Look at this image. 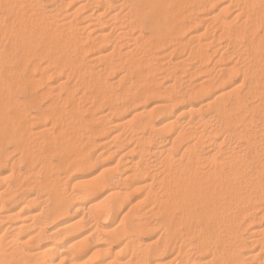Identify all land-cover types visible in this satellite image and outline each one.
Wrapping results in <instances>:
<instances>
[{"label": "bare ground", "instance_id": "6f19581e", "mask_svg": "<svg viewBox=\"0 0 264 264\" xmlns=\"http://www.w3.org/2000/svg\"><path fill=\"white\" fill-rule=\"evenodd\" d=\"M33 1L36 0H0L1 16L25 2L30 6L26 7L29 11L23 10L22 17L12 21L5 22L0 17V41L10 44L6 53L0 51V67L3 66L6 74L2 70L6 77L0 76V150L4 149L0 152V168L8 161L5 160L9 156L6 145L13 144L14 151L19 153L18 158L10 160L11 165L8 163L11 176L8 172L4 175L15 176V180L2 185L3 179L0 183V264H93L98 258L102 259L100 264H151L150 254L161 257L168 250L173 258L171 256L169 261L158 258L154 264H264V90H261L264 87V0H234L233 4L230 0L221 7L219 13H226L222 17L210 15L215 2L222 0H51L48 8L40 7V3L39 7L31 5ZM80 11L84 12V17L73 23L72 18ZM106 13L108 15L103 17ZM228 16H232L231 20ZM215 19L220 20L215 28L221 29V32L217 30L221 36L225 35L217 39L228 38L225 44H231L228 47L232 50H228L227 45L225 49L230 55L238 54L236 62L246 67L242 68L243 73L240 68L235 70V64L233 67L225 64L224 68L219 67L221 70L217 68L218 73L213 70L218 74L213 76V72V77L207 75L195 82L190 77L185 81L186 77L182 88L176 85V90L181 88L179 91L169 82L162 88L155 86L158 78L155 80L149 75L154 76L157 69L162 68L167 74L175 71V80L182 79L176 74L177 70L189 76L204 72L202 69L209 59L205 49L213 48L215 40L217 43L215 34L212 32V36L209 32L212 23L207 22ZM236 20H241V24L237 21L240 24L237 25ZM202 24L204 34L197 28ZM138 26L146 28L149 35L144 37L139 32L135 36L132 28ZM188 28L193 29V33L185 37L183 31ZM201 33L206 37L204 41ZM0 50H3L1 44ZM214 50L213 54H218ZM220 52L216 59L225 61L228 53ZM172 55L175 60H168L169 63L166 58ZM11 60L20 66L10 69L7 62ZM190 60L192 62L188 63ZM98 63L104 65L97 72L93 68ZM65 68H68L67 73H64ZM235 71H240L243 80L248 82L247 93H242L245 95L235 92L236 86V89L234 86L224 89L225 85L232 84L230 79ZM86 72L101 78H97L103 81L101 86L109 83L110 73L118 75L113 79L118 84L123 78L125 81L129 75L133 76L128 85L125 81L127 86H123L122 94L132 97L130 105L137 103L138 111L130 119L124 118L128 105L124 101L125 106H120L117 98L107 102L110 104L107 113L100 114V104L105 103V99L93 101L88 95L96 93L89 94L87 89L85 98L92 102L89 100L91 103L84 108L77 105L80 99L77 96H81L86 87L83 81L92 77L87 74L89 77L85 79ZM73 75L84 78L80 80L84 88L78 78L75 81V85L78 80L79 88L83 89L77 96L74 94L75 89H79L77 86L72 83L74 90L66 86V83L71 84L67 77ZM95 80L87 82L97 83L101 90L98 85L101 83H93ZM108 85L107 92L111 95L110 85L113 84ZM114 86L117 85H113V89ZM61 87L67 96L60 93V98H78L77 104L71 102L70 105V101H66L72 106L66 107L68 110L64 108L67 103L62 107L64 101L59 106L57 99H60H55ZM101 88L104 91L106 87ZM14 92L21 93L22 99ZM247 95L256 98L249 106ZM46 97L53 100L43 108L39 102ZM149 98L158 101L147 107L145 103ZM114 102L118 105L113 106ZM97 108L100 109L97 111ZM32 109L35 114L30 112ZM203 110L209 111L205 117ZM246 110L256 117L248 119ZM156 115L162 116L160 123L154 122ZM111 117L118 121H111ZM113 126L120 128L112 136L114 141L120 137L121 140L135 137L132 139L134 148L130 145L118 156L130 151L134 155L136 150L138 160L127 157L117 163L120 159L117 158L112 169L91 175L89 169L99 160L95 156L103 151L99 150L94 153L95 158L92 157L93 138ZM161 133L171 135L161 140ZM98 141L99 146L108 143ZM152 141L156 142V147L150 152L146 145ZM111 142L109 146L114 145H110ZM117 145L119 143L116 148L113 146L114 154L118 147L123 148V144ZM103 149L107 151L108 146ZM148 152L153 154L150 162L145 159ZM17 162L24 163L25 169L16 167ZM71 170L80 173L73 179L72 189L67 180L68 185L62 182L68 178L59 179L56 173ZM108 170H113L115 175L116 171L121 173L113 176L106 173ZM40 173L43 178L39 177ZM75 186L80 189L75 190ZM143 187L148 188L141 202H150L151 207L136 210V205L141 203L139 199L140 203L126 206L128 210L121 215L127 195L136 189L140 192L139 188ZM29 190L36 192L24 195ZM39 194H45L44 199ZM6 200L15 201L13 208L6 207ZM150 212L159 217L157 222L163 227V235L143 243L142 236L156 227L148 222H151ZM93 217L94 220H90ZM87 218L89 222L84 228L82 221H88ZM102 219L116 220V224L104 227L99 222ZM114 247L117 249L111 255Z\"/></svg>", "mask_w": 264, "mask_h": 264}, {"label": "rangeland", "instance_id": "374dc122", "mask_svg": "<svg viewBox=\"0 0 264 264\" xmlns=\"http://www.w3.org/2000/svg\"><path fill=\"white\" fill-rule=\"evenodd\" d=\"M26 1H28V0H26ZM225 1H226V0H222L221 2L219 1V3H218V1L215 2V6H213L212 10L210 11V15H211V16H214V15H215V16H220V15H221V17H222L224 14H226V13H223V15H222L221 13H219V12L221 11V7H222V5H223V4H229V1H230V0H227L226 2H225ZM42 2H43V4H42ZM47 2H49V3L46 5ZM50 2H52V1H51V0H40V1H39V0H36V1L30 2V4H31V5H32V4H36V5H38V7H39V3H40V7H43V6H44L43 8H46V7L48 8V7L51 5ZM227 2H228V3H227ZM232 2H235V1H234V0L230 1V3H232ZM25 3H26V6H25ZM25 3L23 4V5L25 6V8H24L23 5H20V7H19V6H18V7H14V8L12 9V11L10 12L11 14H10V13H9V14H8V13H7V14H4V13L2 14V13H1L2 16L0 15V17H2V20L5 21V22H7V21H8V22H9V21H12L14 18L17 19V18L22 17V15H23L22 12H24L25 10H28V11L30 10V9H27L28 7L30 8V6L27 5V2H25ZM28 3H29V2H28ZM216 3H217L218 5H216ZM44 4H45V5H44ZM232 4H233V3H232ZM36 5H35V7H37ZM48 5H49V6H48ZM220 5H221V6H220ZM72 6H73V5H71L70 7H72ZM26 7H27V8H26ZM70 7H69V8H70ZM124 7H125V8H124ZM22 8H24V9H22ZM36 9H37V8H36ZM123 9L126 10V6H123ZM23 10H24V11H23ZM20 11H21V12H20ZM84 11H85V10H84ZM215 12H216V14H215ZM83 14H84V12H83ZM83 14H82V11H80V13L77 14L75 17L72 16V17H73L72 19H73V20L75 19V21H76V22L74 21L73 23H77V22L81 19V18H79V17H82V18H83V17H84ZM212 14H213V15H212ZM219 14H220V15H219ZM78 15H81V16H78ZM107 15H108V13L104 14L103 17H106ZM229 18H230V16H228V19H229ZM231 18H232V16H231ZM231 18H230L229 20H231ZM70 19H71V18H70ZM72 19H71V20H72ZM78 19H79V20H78ZM104 19H105V18H104ZM73 20H72V21H73ZM81 20H82V19H81ZM215 20H216V19H215ZM215 20H210V21H213V22H209V21H208L207 23H212V24H209V25H212V26H209V29H210L209 32H210V35L212 34V36H213V33H214V34H215V39H217L218 36H221V33H220V32H221V29H220V28L217 29V28H218L217 26L219 25V22H218V21H220V20H218V21L216 20L218 23H215V22H216ZM83 21H86V20H83ZM237 21H238L240 24H241V22H242L241 20H236L235 22L237 23V25H240V24H238ZM240 21H241V22H240ZM79 22H80V21H79ZM235 22H234V23H235ZM213 23H214V24H213ZM203 25H204V24H202V27H203V28H202V27H199V26L197 27L199 32L201 31V32L203 33V31H204V27H205V25H204V26H203ZM215 25H217V26H216L217 28H215ZM235 26H236V25H235ZM235 26H233V27H235ZM138 29H139L140 31H139ZM199 29H200V30H199ZM201 29H202V30H201ZM132 30H134L133 34H135V36H137V33H139V32H140L139 34L142 33V36H144V37H146V35H147V36L149 35V31L146 30V28H144V27H142V26H138V28H137V27H133ZM187 30H191V31H187ZM214 30H216V31H214ZM217 30H219L220 32L217 31ZM183 32H184L183 34H185L184 36L187 37L188 35H190V34L193 33V29L188 28V29H186V32H187V33L185 32V30H184ZM212 32H213V33H212ZM218 32H219V34H218ZM80 33H81V32H80ZM82 33H87V32H83V31H82ZM202 33H201L200 36H202V35L204 34V33H203V34H202ZM139 34H138V35H139ZM198 34H199V33H198ZM222 36L224 37L225 35H222ZM222 36H221V37H222ZM221 37H220L219 39H217V43H215L216 40H215L214 43H212V44H214V45H213V46H214L213 48L215 49V46H220L219 48H222V49L217 48V49H215V50L218 51V54H219L220 51L227 52L228 55H227V53H223V54H226L228 57H227L226 55H224V56H226L227 58L230 57V58H229L230 60L227 59L226 57H224V58H225V61L223 60V61H224V64H222V63H223L222 60H217V59H218L217 57H218L219 55L216 54V53H214L215 55L213 54L212 51H213L214 49L211 48L212 46H210V47H206L205 51H207V52L209 53V56H208L209 59L206 60V61H207V62H206V66H204V68L202 69V70H204L205 74L207 73L206 75L204 74L203 71H201V72H199L200 75H198V73H197V74H195L196 76H189V74H188L187 72H185V71H183V70H181V72H180L179 70H177L178 72L176 71V74L179 76V78H182V79H179V80L176 79V80H177V81H176L175 78H174V75H173V74H175V71H174L172 74H171V73L167 74V73H166L164 70H162V68H161V70H158V69H157L156 71L154 70L153 73H154V76H155V77L153 76L152 73L149 75L150 78L153 77V79L155 78V80H156V78H158V79L155 81L156 84H158V85H155V86H159V85H160V88H162V87H164V85H166V84L169 82V84H175V86L173 85V86H174L173 89L175 88V91H179V90L182 88V86L184 85V84H183V81L186 79V77H187V79H186L185 81H189L188 78L190 77V80H192L193 82H195V81H197V80H201L202 78L206 77L207 75H211V74L213 75V72H214V71L218 73V72H219L218 69L221 70L222 67H223L225 64H226L225 66H231V65H232V67H233V65L235 64V65H234L235 68L237 67V69H235V70L237 71V70L240 68V69H241V72L243 73L242 68H244V67H243L244 65H243V64H239L238 62H236V61L238 60V54H237V55L235 54V56L232 55V54L230 55V54H229L230 51H228V50H229V49L232 50V48H230V47H231V44H230V45L228 44V45L230 46V47H228V45L225 44V43H228V42H229L228 38L225 37L224 39H222ZM200 38H201V40H203V41H204V39H206L205 35L202 36V37H200ZM200 38H199V39H200ZM226 38H227V39H226ZM220 39H221V40H220ZM225 39H226V40H225ZM141 41H142V40H141ZM141 41H139L138 43H142ZM225 41H226V42H225ZM227 41H228V42H227ZM4 42H5V43H4ZM3 43H4V44H3ZM219 43H220L221 45H218ZM0 44H1V47L3 48V50H0V51H2V53L5 51L4 53H6V51H7L6 48H8V50H9V48H10L9 45H10V44L8 45V42H6V41H2V42L0 41ZM138 45H140V44H138ZM138 45H137V46H138ZM142 45H143V44H142ZM226 45H227V47H228V50L225 49V48H227ZM140 46H141V45H140ZM140 46H139V47H140ZM221 46H223V47H221ZM232 46H233V45H232ZM215 50H214V51H215ZM225 50H226V51H225ZM221 53H222V52H220V55H221ZM210 54H211V55H210ZM212 54H213L214 56H213ZM73 56H74V54H73ZM73 56H72V57H73ZM75 56H76V55H75ZM173 56H174V57H173ZM211 56H212V57H211ZM231 56H232V58H231ZM219 57H220V56H219ZM236 57H237V58H236ZM74 58H75V57H74ZM74 58H73V59H74ZM210 58H211V60H210ZM216 58H217V59H216ZM75 59H76V58H75ZM75 59H74V60H75ZM77 59H78V58H77ZM215 59H216V60H215ZM226 59H227V60H226ZM74 60H73V61H74ZM168 60H170L171 62H173V60H175V55L167 56L166 61H168ZM208 60H209V61H208ZM170 61H168V62L170 63ZM212 61H213V64H214V65L212 64ZM217 61H219V62H217ZM221 61H222V62H221ZM226 61H228V62H226ZM233 61H235V62H233ZM75 62H76V60H75ZM191 62H192V61L190 60L188 63H191ZM215 62H216L217 64H216ZM162 63H163V62H162ZM218 63H219V64H218ZM211 64H212V65H211ZM103 65H104L103 63H98L97 65H95L96 68L94 67L93 69H94L95 71L98 72L101 68H103V67H102ZM241 65H243V66H241ZM249 65H250V64H249ZM7 66H10V67H9L10 69H14V70H15V69L18 68L17 66H20V63H18L17 61L11 60V61L7 62ZM157 66H158V65H155L156 68L159 67V66H158V67H157ZM160 66H161V65H160ZM162 66H163V65H162ZM162 66H161V67H162ZM100 67H101V68H100ZM163 67H164V66H163ZM205 67H206L207 69H209V72H208L207 69H205ZM209 67H210V68H209ZM219 67H220L221 69H220ZM99 68H100V69H99ZM217 68H218V69H217ZM223 68H224V67H223ZM245 68H246V67H245ZM245 68H244V70H245ZM67 69H68V68H65L66 72H65V70H64V73H67V71H68ZM96 69H98V70H96ZM210 69H211V70H210ZM216 69H217V70H216ZM240 69H239V70H240ZM2 70H3V66L1 65V67H0V72H1V73H2ZM206 70H207V71H206ZM213 70H214V71H213ZM159 71H160V72H159ZM236 71H235V72H236ZM3 72H4V70H3ZM163 72H164V73H163ZM202 72H203V74H204L205 76L202 75ZM210 72H211V73H210ZM215 72H214V75H213V76L218 75L217 73L215 74ZM241 72H240V71L236 72V73H235L236 75L233 73V75L231 76V79H230V82H231V81H233V82H231L232 84H227V86L225 85V88H224L225 90H226L227 88L230 90V88H231L232 86H234V88H235V86H236L238 89L235 88V89H236L235 92L240 93L239 95H245V94H242V93H247L246 91H248V90H247V89H248V88H247V86H248V82H247V80H246L245 78H244V80H243L244 75H243ZM1 73H0V76L2 75L1 77H3V78L6 77V76H3V75L5 74V72H4V74H3V73L1 74ZM84 73H85V72H84ZM84 73H82V74H84ZM157 73H158V74H157ZM179 73H181V74H179ZM184 73H186V74H184ZM87 74H88V75L91 74L92 77H91V76L89 77ZM108 74H109V73H108ZM110 74H111V76H112L113 73H110ZM110 74H109V76H110ZM156 74H157V75H156ZM164 74H165V75H164ZM166 74H167V75H166ZM170 74H171V75H170ZM237 74H238V75H237ZM5 75H6V74H5ZM104 75H105V74H104ZM104 75H101L102 78L106 76V75H105V76H104ZM161 75H162V76H161ZM181 75H182L184 78H183ZM184 75H185V76H184ZM212 75H211V76H212ZM36 76H37V75H36ZM83 76L85 77V79L87 78V76L90 78V79L88 78L87 81H89V80L92 81L93 79L95 80V78H96V80L93 81V83H94V82H95V83H96V82H98V83L103 82V81H98L97 78H99V77H97V76L95 77V75H94V77H95V78H94L92 73H87V72H86V75H83ZM83 76L81 75V77H83ZM111 76L108 77V75H107L105 78L108 77L107 80H109V81H108L109 83H110L111 81L113 82V83H110V84L117 85V86H114V89L112 88L113 85L111 86V85H110V84L104 79V80L106 81L105 83H108V84L110 85V93H112L111 95L108 94V93H109V92H107V91H108V87H107L108 84L106 85L105 83H104V84H105L106 86H105V85L101 86L102 83H101V84H98V85H100L101 87H106V88H104L106 91H105V90H104V91H101V90H102L101 87H100L101 90H99V87L97 86V83H96V84H92V83L90 84V83H89L90 81L87 82L86 80H85L86 82L83 81L84 83H86V85H85L86 87L84 86L85 89L83 90L82 88H79V87H81V86L83 87L84 83H83V85H81V84H82V83H81L82 81L80 82V80H81V79L83 80L84 78L79 79L78 76L76 77V76L73 75V76H71V77H67L68 82H69V83L71 82V84L66 83V86L69 85L68 87H70V86L72 85V83H73L72 86H74L75 83H76L75 81H76V79L78 78V79H79V84L81 83V84H80L81 86H79V84H78V80H77V84L75 85V86H77V87L79 88V89H77L78 92H77V90L75 89L76 87L73 88V87L71 86V87L73 88V90L75 89V91H74V94H75V95H76V94H77V95H80V92H81L82 90H83L82 93H85V90L87 89V90L90 92L89 94H92V93L94 94V93H96L95 95H99V96H97V97H93V96H95V95H93V94H92L93 96L88 95V92H87V90H86V95L83 94L84 97L82 96V93H81V96H77V95H76L77 97H80V99H78L77 97H75V96L73 95L72 88H70L71 90H69V91L72 92V93H70V94H72V95L75 97V98L73 97L74 100H75V102L72 101V100H73L72 96H71V97L68 96V98H63V99H62V98H60L61 95H62L63 97H64V95L67 96V93H66V92H65L66 94H64V92H62V91H65L63 88L66 87V86H64V87H61V90H60L61 92L59 91V94H57V96H58V95H59V96H58V97L56 96L55 99H57V98L60 99V100L57 99V102L59 103V106H60V103H63V102H61V101H64L63 105L61 104L62 107L64 106L65 103H67L66 101H70V103L72 102V103H74V104H77L78 101L76 102V100L78 99L79 102H78L77 105H80V104H81L82 107H83V106L86 107L87 105H89V104L92 102V99H90V98H93V101H95V100H97V99H103V100L105 99L106 102H105V103L102 102V103L100 104V105H101V106H100L101 109H100V108H97V109H96L97 111L100 109V111H98V112H99L100 114H103L104 112L107 113V111L110 109V107L108 106V105H110V104H108L107 102L112 101V100H113V101H116V99L118 98L119 100H117V101H119L118 104H119L120 106H121V105H124V104L128 105V108L126 107L127 110H126V108L124 109V112H126V113H124V114H125V115H124V118H127V119L129 118V119H130V117L133 116L132 114H133V113L135 114V112L138 111L139 106H138L137 103H135V104H131V105H130L131 100H132V97L129 95V96L131 97V99H130V97H128V96L126 95V97H128V99H126V97L124 96L125 94H124V93L122 94V89H124L123 86L126 87V86L128 85V83H129L128 81L130 80V78L132 77L131 79H134V77L129 75L128 80H125V81H127V85H126V82L124 81V78H123L122 81L119 82V84H118V83H117L118 81L114 82V81L116 80V77H117L118 75L115 76V74H114V76H112V77H111ZM127 76H128V75H127ZM163 76H164V77H163ZM180 76H181V77H180ZM201 76H202V77H201ZM213 76H212V77H213ZM73 77H75V79H74ZM162 77H163V78H162ZM169 77H170V78H169ZM194 77H195V78H194ZM3 78H1V79H3ZM69 78L71 79L70 81H69ZM72 78H73V79H72ZM91 78H93V79H91ZM168 78H169V79H168ZM192 78H193V79H192ZM99 79H101V78H99ZM113 79H115V80H113ZM125 79H127V77H125ZM148 79H149V78H148ZM173 79H174V80H173ZM67 80H66V82H67ZM102 80H103V79H102ZM151 80H152V79H151ZM158 80H159L160 82H159ZM165 80H166V81H165ZM167 80H168V81H167ZM182 80H183V81H182ZM72 81H73V82H72ZM157 81H158V82H157ZM172 81H174V82L176 81V82L174 83V82H172ZM242 81H243V83H242ZM244 81H245V85H244ZM0 82H2V80H0ZM171 82H172V83H171ZM179 82H180V83H179ZM246 82H247V84H246ZM150 83H151V82H150ZM153 83H154V82H152V84H153ZM177 83H179L180 85L177 84ZM181 83H182V84H181ZM226 83H228V82H226ZM240 83H241V84H240ZM124 84H125V85H124ZM154 84H155V83H154ZM91 85H93L92 88H91ZM94 85L97 86V88H98V90H97L98 93H99V91H101V92H103V93L105 92L106 95L108 94L107 97L104 96L105 94H102V95L104 96V98H103V96L101 95V92H100L99 94H97V91H95V89H94V88H95ZM109 85H108V86H109ZM167 85H168V84H167ZM176 85L179 86V87H181V88L179 89V87H178V90H176V89H177V86H176ZM181 85H182V86H181ZM242 85H243V86H242ZM87 86H89L90 90H89V88H87ZM84 87H83V88H84ZM117 87H118V88H117ZM122 87H123V88H122ZM42 88H44V87L42 86ZM42 88H41V87H40V88H37V91L40 92V90H42ZM66 88H67V87H66ZM66 88H65V89H66ZM97 88H96V89H97ZM115 88H116V89H115ZM232 88H233V87H232ZM262 88H263V89H261V90H264V87H262ZM92 89H94V90H92ZM112 89H113V90H112ZM228 89H227V90H228ZM15 90H16V89H15ZM15 90H14V91H15ZM80 90H81V91H80ZM111 90H112L113 92H112ZM118 90H120V91H118ZM37 91H36V92H37ZM123 91H124V90H123ZM57 92H58V91H57ZM75 92H76V93H75ZM117 92H118V93H117ZM120 92H121V93H120ZM17 93H18V92H16V93L14 92L13 94H15V96H16ZM60 93H61V95H60ZM62 93H63L64 95H63ZM78 93H79V94H78ZM263 93H264V91H263ZM121 94H122V97H120ZM233 94H234V95H235V94L237 95V93H233ZM233 94H232V95H233ZM87 95H88L90 98H85V96L88 97ZM100 95L102 96V98L100 97ZM112 95H115L114 98H112V97H113ZM116 95H117V96H116ZM18 96H20L21 98L18 97ZM62 96H61V97H62ZM66 96H65V97H66ZM111 96H112V97H111ZM123 96H124V97H123ZM250 96H251V97H250ZM253 96H254V95H247V100H248V102H247V100H246V102L248 103V104H247L248 106H249V103H252L253 101H255L256 98L253 99V98H254ZM17 97H18L19 99H22L23 95H22L21 93H18ZM82 97H83V98H82ZM119 97H120V98H119ZM232 97H234V96H232ZM249 97H250V98L253 97V98L250 99ZM49 98H50V99H48L47 97H46V99H44V98H43L42 100L40 99L41 101H40L39 103H40V104L42 103V105L46 104V106H47V104H48L47 102H49V101L51 102V101L53 100V99L51 100L52 97H49ZM53 98H54V97H53ZM69 98H71V99H69ZM81 98H82V99H81ZM248 98H249L250 100H249ZM64 99H65V100H64ZM85 99H87V103L85 102V101H86ZM149 99H150V98H149ZM149 99H148V101L145 103V104H147V107L152 106L156 101H158V99H156V98H154V99L151 98L150 100H149ZM89 100H90L91 102H90ZM103 100H102V101H103ZM59 101H60V102H59ZM120 101H123V102H120ZM124 101H125V103H124ZM128 101H129V102H128ZM250 101H252V102H250ZM50 102H49V103H50ZM83 102H84V103H83ZM88 102H89V103H88ZM127 102H128V103H127ZM70 103L68 102L67 104H65L66 106H64V108L67 107L68 109H70V108L72 107V106H70V105H72V103H71V104H70ZM103 103H104V104H103ZM106 103H107V104H106ZM114 103H115V102H114ZM123 103H124V104H123ZM40 104H39V105H40ZM68 104H70V105H68ZM84 104H85V105H84ZM102 104H103V105H102ZM111 104H112V102H111ZM116 104H117V103L113 104V106H116ZM118 104H117V105H118ZM139 104H140V103H139ZM245 104H246V103H245ZM42 105H41V106H42ZM136 105H137V107H136ZM68 106H70V107H68ZM104 106H105V107H104ZM111 106H112V105H111ZM124 106H125V105H124ZM130 106H131V108H130ZM42 107L44 108L45 105L42 106ZM84 107H83V108H84ZM103 107H104V108H103ZM108 107H109V108H108ZM67 108H66V109H67ZM107 108H108V109H107ZM68 109H67V110H68ZM93 110L95 111V109H93ZM175 110H176V109H175ZM246 111H247V110H246ZM30 112H31L32 114H35V112L33 111V109H32ZM88 112H89V111H88ZM208 112H209L208 110H207V111H206V110H203V111H202V116L205 117V116L207 115ZM243 112H244V111H243ZM248 112H249V111L245 112V115H246V116H249L248 119H249V118H255V117H256V115H255L253 112H252V113L255 115L254 117L252 116L251 111H250L251 114L248 113ZM246 113H247V114H246ZM85 116H88V113H86ZM250 116H251V117H250ZM157 117H158L157 115H156L155 117H153V120H154L155 123H160V121H162V119H161L162 116H159L158 118H157ZM114 118H116V117H113V118L111 117L110 120L113 121V122H114V121L117 122L118 119H117V118L114 119ZM159 119H160V121H159ZM116 120H117V121H116ZM158 121H159V122H158ZM116 130L119 131L120 128L118 127V128L116 129V127L113 126V128L111 127L110 130H106L107 133H106V132H105V133L102 132V134H98V135H96V138H93V144H92V146H91V147H92L91 149H93L94 146H95V148L93 149L94 151H92V153H91V155L93 154L92 157L95 156L94 153H95V154H96V152L99 153V150H101V149L103 150V151H102L103 153L101 152V153H99L98 155L95 156L96 158L99 157V160L97 159V161H96L97 163H95L94 166L92 165L93 167L91 166V168H90L89 171H88L89 174L93 175V174H96V173H100L103 169H109V168H111V167L113 168L118 162H120V161L126 159L127 157H128V159L131 158V159H133L134 161H135V159H136V161L138 160V155H137L138 153L136 152V150L133 151V153H135L134 155L132 154V151H130L132 155H130V152H128V154L126 153V154L123 155V156H118V154L120 155V153L123 154V150H124L125 148H127L128 146H129V148H130V147L132 146V144L135 143L134 141H132V139L135 140V137H134V138L131 137V139H130V137H129V139L124 138L123 140H121L122 137H120V138L115 139V141H114V140L112 139V136H114V135H113L114 132H115V134H116V132H118V131H116ZM110 131H111V132H110ZM165 132H168V131H165ZM147 133H148V131H147L145 134H147ZM111 134H112V135H111ZM162 134H163V135H162ZM169 135H171V134H169V133H161V134H159L161 140H162V139H166ZM98 136H99L100 138H98ZM123 136H125V135H123ZM161 136H162V137H161ZM163 136H164V137H163ZM94 137H95V136H94ZM110 137H111L112 140L110 139ZM125 137H126V136H125ZM127 138H128V137H127ZM108 139H110V141H108ZM98 140H99V141H98ZM101 140H102L103 142H104V141H105V142L108 141V143H107L108 145H107L106 143H105L104 145L101 144V143H100V142H102ZM118 140H119L120 142H118ZM127 140L130 141L131 143L128 142ZM96 141H98V142L101 144V145H100L101 147L98 145V143H97ZM111 141H112V142H111ZM121 141H122V143H121ZM95 142H96L97 144H96ZM103 142H102V143H103ZM110 142H111L110 145H113V144H114L113 146H115L116 143H117V144L119 143V145H117V147H118V146H121V145L123 144V145H122L123 148L121 149L120 147H118L117 149H120V150H118V152H117V149H116V152H115V154H114L112 150H114V149L116 148V146H115V148H113V146H109V143H110ZM125 142H126V144H125ZM152 142H153V143H150V144H152V145H150L149 143H147L148 145H146V148H147V149H149V150L151 149L150 152L154 151V150H152V149H154V147H156V145H155L156 142H155V141H152ZM128 143H129V145H128ZM95 144H96V145H95ZM105 145H106V147L108 146V150H107V151H110V154H106L107 151H106L105 149H103V148L105 147ZM124 145H125V147H124ZM130 145H131V146H130ZM134 145H135V144H134ZM154 145H155V146H154ZM11 146H12V147H11ZM98 146H99V147H98ZM151 146H152V147H151ZM5 148H6V151H7V149L9 150V152H8L9 154L7 153L9 156H7V157H6L7 159H5V160H8V161L11 160V161H13L14 159H16V158L19 157V153L14 151V145H13V144L6 145ZM110 148H113V149H110ZM132 148H134V147L132 146ZM135 148H136V147H135ZM1 149H2V148H1ZM10 149H12V150H10ZM109 149H110V150H109ZM3 150H4V149L0 150V152L3 151ZM137 150H138V149H137ZM104 151H105V152H104ZM111 151H112V153H113L114 155L111 153ZM119 151H120V152H119ZM10 152H11V153H10ZM13 152H15V153H13ZM3 154H5V153H3ZM7 154H6V155H7ZM12 154H13V155H12ZM105 154H106V155H105ZM148 154H149V156H148ZM151 154H152V153H151ZM0 155L2 156V154H0ZM107 155H108V156H107ZM109 155H111V157H110ZM112 155H113V156H112ZM129 155H130L131 157H130ZM146 155H147V157H146L145 159H146V160L148 159V162L152 161V160H149V159L151 158V156H152L153 154L150 155V153L148 152ZM117 156H118V157H117ZM12 157H13V158H12ZM14 157H16V158H14ZM95 157H94V158H95ZM122 157H123V158H122ZM117 158H120V159H117ZM134 158H135V159H134ZM152 158H154V157H152ZM12 159H13V160H12ZM100 159H101V160H100ZM116 159L118 160L117 163H116V161H115ZM53 160H54V159H53ZM8 161H7V163H6V161H4V162H3L4 164L1 165V168H0V173H1V174H0V178H1L2 176L4 177V175H7V172H8V171L11 172V171L9 170V168L11 169V167H10L9 165H11L10 163H12V162H11V161L8 162ZM98 161H99V162H98ZM107 162H108V163H107ZM8 163H9V165H8ZM113 163H116V164L113 165ZM111 164H112V166H111ZM122 164H123V163L121 162L120 165H122ZM4 165H6V166H4ZM17 165H18V166H17ZM109 165H110V166H109ZM101 166H102V167H101ZM8 167H9V168H8ZM16 167H19L20 169H23V170H24V169H25V168H24V167H25V164H24V163H19V162H17V163H16ZM16 167H15V169H16ZM105 167H106V168H105ZM112 168H111V169H112ZM100 169H101V170H100ZM122 169H123V168H122ZM122 169H121V170H122ZM1 170H2V171H1ZM3 170H4V171H3ZM98 170H100V171H98ZM71 171H72V172H71ZM71 171H70V172L68 171L69 173H68V172H65V171H59V173H58V172H56V173H57V175L59 174V175H58V176H59V179H62V180H63L64 178H68V179L63 180L62 182H64V183L69 182L70 186L68 185V183H66V184L68 185V187H70V188L72 189V187H73L72 185H73V183H74V181H75V180H73V179L76 178V177H78V176L80 175V173L77 172V171H74V170H71ZM9 172H8V174L11 176V173H9ZM73 172H74V173H73ZM119 172L121 173V171H119ZM119 172L116 171V175H115V172H113V170H111V171L108 170V172H106V173L109 174V175L111 174V175H113V176H117V173L120 174ZM56 173L54 174L55 176H57ZM122 174H123V173H122ZM9 175L6 176V177H4V178L2 177V178L0 179V181L2 180V181L0 182L1 184H2L3 179H4V183H3L2 185H5V183H6L7 181H8V182H7L6 184L10 183L9 181H11V180L15 177L14 175H12V177H13V176H14V177L11 178ZM66 175H67L68 177H67ZM40 176H42L41 173L39 174V177H40ZM55 176H54V177H55ZM58 176H57V177H58ZM61 176H62V177H61ZM150 177H151V176H150ZM8 178H9V179H8ZM42 178H43V176H42ZM42 178H41V179H42ZM55 179H56V177H55ZM147 179L149 180V182L152 181V179H151V178L149 179V177H148ZM14 180H15V178H14ZM66 180H67V181H66ZM68 180H69V181H68ZM150 180H151V181H150ZM65 181H66V182H65ZM11 182H13V180H12ZM62 184H63V183H62ZM71 184H72V185H71ZM155 184H156V183H155ZM155 187H156V185L154 186V184H153V188H155ZM70 188H69V190H71ZM146 188H148V187H146ZM146 188L143 187V189H145V190H143L142 188H139V189H141L140 192H138V191H137L138 189H136V190H134V192L132 191L133 193L131 192V194L127 195V198H125V200L123 201L125 204L122 203V205H123L124 207H122V210H121V212H120L121 215H123V214L125 213V211H126L125 209H127V208L130 206V204H134V203L137 204V202H139V201L141 202V199H143V195H145V193H146V192H145V191H146ZM74 189H75V190H79L80 188L78 189V186H77V187L75 186ZM33 191H35V190H33ZM33 191H32V190L26 191V193H25L24 195H27L28 193H31L32 195H34L36 191H35V192H33ZM136 191H137V192H136ZM141 192H142V193H141ZM141 195H142V197H140ZM39 196H40V197L43 196L42 198L44 199L45 194H42V195L39 194ZM42 198H41V200H43ZM140 198H141V199H140ZM139 199H140V200H139ZM138 200H139V201H138ZM126 201H128V202H126ZM129 201H130V202H129ZM143 201H144V200H143ZM143 201H142L141 203L139 202L140 204H139V205L137 204L138 206L135 204V205H136V208H135L136 210L144 211L145 209H149V208L151 207L152 204H151L150 202L145 203V202H143ZM6 202H7V204H6ZM6 202H5V204L7 205L6 207H11V208H13L12 206L15 205V203H14L15 201H12V200H9V201H8V200H6ZM12 202H13V203H12ZM146 202H147V201H146ZM142 203H143L144 205H143ZM8 204H9L10 206H9ZM42 205H44V204H41V206H42ZM126 206H127V208H126ZM141 206H143V207H141ZM149 206H150V207H149ZM32 208H34V207L32 206ZM144 208H145V209H144ZM124 210H125V211H124ZM127 210H128V209H127ZM123 211H124V212H123ZM122 213H123V214H122ZM153 214H154V213H153ZM78 216H79V215H78ZM80 216H81V215H80ZM78 218H79V217H78ZM148 218L151 219V222H150V220H148V222H149L151 225L154 224V226H156V227L153 228V230H151V232H148V234L145 233V235L142 236V242H143V243H144V242L149 243V241H151V240H155V239H157L160 235H161V236L163 235V234H162V233H163V230H161L163 227L160 225L159 222H157V221H159V219H158L159 217H157V216L155 217V215L152 216V213L150 212V215H148ZM88 219H89V218H87V220H88ZM90 220L93 221V220H94V217H93V219L90 218ZM154 220H155V221H154ZM105 221H106V222H105ZM109 221H111V220L102 219V220H100L99 222H100V224H101L102 226H104V227H105V226L111 227L112 225L116 224V223H114V222H116V220H113V222H112V221L109 222ZM88 222H89V220L86 221V222H85V221H82V223L86 225V226H85V225H82V226H84V228H86ZM107 222H108L109 224H108ZM153 222H154V223H153ZM103 224H104V225H103ZM155 224H156V225H155ZM159 225L161 226V228H160V227L158 228ZM51 228H52V226L50 227V229H51ZM82 228H83V227H82ZM84 228H83V230H84ZM50 229H49V230H50ZM154 229H156V230H154ZM85 230H86V229H85ZM154 231H155V232H154ZM159 232H160V233H159ZM157 234H158V235H157ZM159 234H160V235H159ZM98 236H99V235H98ZM146 236H147V237H146ZM156 236H157V237H156ZM102 237H103V236L101 235L100 238H102ZM155 237H156V238H155ZM116 249H117L116 247L112 248V249H111V253H112V252L114 253V252L116 251ZM114 250H115V251H114ZM169 251H170V250L166 251V252H168V253H164L163 255H161V257H159V256H153V254H150L149 257H148L149 262H150L151 264H154L155 261H156L158 258H163L164 261H169V260L171 259V256H172V258H173L172 253H170ZM113 253H112L111 255H113ZM101 260H102V259H99V258H98V259H96L97 262H92V263H93V264H100ZM93 261H95V260H93ZM152 261H153V263H152ZM174 263H176V262H174Z\"/></svg>", "mask_w": 264, "mask_h": 264}]
</instances>
